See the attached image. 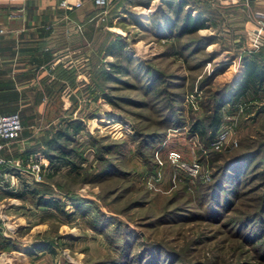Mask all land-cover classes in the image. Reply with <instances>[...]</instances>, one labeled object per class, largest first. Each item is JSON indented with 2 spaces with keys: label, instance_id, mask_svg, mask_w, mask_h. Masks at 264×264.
Wrapping results in <instances>:
<instances>
[{
  "label": "rangeland",
  "instance_id": "1",
  "mask_svg": "<svg viewBox=\"0 0 264 264\" xmlns=\"http://www.w3.org/2000/svg\"><path fill=\"white\" fill-rule=\"evenodd\" d=\"M161 9L168 12L165 0H114L105 14L96 7L85 18L95 26L90 70L81 76V87L32 88L35 100L43 95L51 100L42 114L38 111L49 121L39 143L64 120L81 121L82 131L67 145L81 155L82 159L74 160L82 170L76 176L61 167L48 177L43 175L42 160L37 182L45 185V194L59 200L60 209L38 207L30 194L0 197V238L9 241V246L0 241V264H110L118 256L123 230L132 243L127 249L130 254L145 249L143 264L153 255L161 264H264V255H260L263 245L256 247L254 240H244L245 229L235 225V219L253 212L255 196L264 191V154L258 149L264 142V92H253L249 82L234 101L243 104L242 111L235 110L234 104L233 108L227 104L221 107L222 119L233 131L220 149H207L188 130L192 117L207 113L214 91L222 89L226 95L230 87H238L241 68L248 59L242 56L263 55L264 41L254 43L253 36L243 29H236L234 38V29L224 26L219 11L204 14L217 20L207 24L205 36L196 32L178 38L159 37L158 28L146 21L153 16L159 19ZM190 9V5L183 7L178 23ZM129 13L147 26H137ZM195 36L211 37L213 44L199 48L190 43ZM116 38L124 42L121 51L130 60L105 54L106 43ZM183 44L189 47L180 55H171L173 46L177 49ZM111 61L126 65L127 71L115 74L121 81L105 82L103 90L112 95L109 103L99 92L101 88L95 98L91 91L99 81L94 77L96 69H109ZM137 61L157 74L151 87H146L150 75L137 67ZM259 63L264 64V58ZM223 65L221 72L208 78ZM153 87L158 91L153 92ZM177 95L179 101L171 100ZM177 106L182 118L167 126L166 113L170 108L175 112ZM29 112L21 110L18 139L25 130L40 126L29 125ZM153 133L162 135L159 142L145 145L142 136ZM99 146H109V150L102 152ZM196 149L202 153H254L248 158L239 192L231 195L224 208L200 205L194 199L196 177H187L180 164L197 162ZM229 154L223 153L216 163ZM30 157H13L4 164L18 171L13 167L17 160L24 176L13 190L35 181L25 165ZM92 176L99 180L91 181ZM38 241H49L52 251L32 250L31 245Z\"/></svg>",
  "mask_w": 264,
  "mask_h": 264
},
{
  "label": "crops",
  "instance_id": "2",
  "mask_svg": "<svg viewBox=\"0 0 264 264\" xmlns=\"http://www.w3.org/2000/svg\"><path fill=\"white\" fill-rule=\"evenodd\" d=\"M187 2L190 3L192 15L199 11L202 14L219 11L224 26L234 29V38L236 29H243L246 35L258 36L264 41V33L258 27V17L254 15L255 12L264 14V0ZM95 9L92 0L77 1L71 11L60 7L58 0H0V114L16 111L21 123V110L26 108L32 114L29 125H40L25 130L19 139L9 142L0 140L1 158L9 160L25 150L42 147L38 141L49 121L38 111L41 110L42 114L51 100L50 96L47 98L44 95L35 100L33 87H81V76L90 70L88 66L92 58L95 26L85 18ZM212 21L217 20L206 17L205 26L197 32L205 36L207 24ZM254 54L242 57L253 59L263 69L264 64L259 60L264 58V54H255L256 57ZM244 68H241L243 72ZM35 153L40 152H32L30 156ZM23 178L22 173L0 164V197H12L6 193Z\"/></svg>",
  "mask_w": 264,
  "mask_h": 264
},
{
  "label": "trees",
  "instance_id": "3",
  "mask_svg": "<svg viewBox=\"0 0 264 264\" xmlns=\"http://www.w3.org/2000/svg\"><path fill=\"white\" fill-rule=\"evenodd\" d=\"M165 5L168 8V12L160 11V18L156 19L157 17L153 16L148 18L146 23H152L153 27L158 28V36L164 38H173V37H180L185 34H194L197 32L199 28L205 26L206 17L200 11L195 13L194 15L191 14L189 10L184 12L180 23H178V16L183 7L189 6L190 3L187 0H165ZM173 14L174 16H172ZM130 20L133 21L137 26L141 28H145L147 25L141 23L139 18L129 13ZM161 19V20H160ZM145 23V24H146ZM164 23V24H163ZM156 35V34H155ZM211 37H200L195 36L191 44H198L199 48L210 43ZM124 42L119 39H111L109 40L105 47L104 52L105 54H111L115 58L122 57L126 60H130L129 56H124L122 48L124 47ZM187 44H183L182 46H178L177 49L171 48L169 52L171 55H180L182 50L185 48L187 49L189 46ZM191 50V48L189 49ZM195 50V48L193 49ZM245 58V57H243ZM137 67H142L145 71V74H149V83L146 87H151L157 81V74L151 71L149 67H144L141 65L140 61H137ZM258 63V62H256ZM225 65L216 67L208 78L211 76L221 72L224 69ZM244 72L241 75L240 81L237 83L238 87H230L226 92L225 95L223 90L219 89L212 93L211 98V105L207 109V113H201L198 117H192L190 122L188 123V130L191 135L198 136L199 141L202 145L208 146L209 142L214 138L216 135L217 129L219 128L222 119L221 114V107L224 104L233 108V104L235 99H237L242 91H244L248 85V83H252L253 92L257 93L258 91L264 92V85L262 82L264 80V68L262 69L260 64H255L253 59H247L244 64ZM127 71L126 65H121L115 61H111L109 63V69L98 68L94 73V77L98 78V83L96 82V89L93 88L91 94H94L92 98L97 96V88H101L102 96L109 102L112 103V95L104 91L105 89L104 84L105 82H113V81H121L119 77H116L117 73H124ZM144 74V75H145ZM245 74V76H244ZM208 78L203 80L202 82L207 84ZM157 88V87H156ZM151 88L153 92H156L157 89ZM158 91V90H157ZM176 94V93H174ZM176 98L171 97V100L179 101L181 96L177 95ZM176 106V105H174ZM174 108V107H172ZM176 111H170L166 113V125L177 124L179 122V118L181 117V107L174 108ZM179 110V111H178ZM257 113V111H255ZM184 122V121H182ZM83 125L79 119H66L63 121L62 126L55 127L51 131V135L44 137L41 140L42 147L37 146L36 148H31V150H25L18 154L19 157L22 159L28 158L32 152H40L45 163L42 165V169L44 171L43 175L45 176H52L53 174L57 173L61 167H66V173L70 174L73 173L74 175L81 174L82 167L79 163H76L74 159H82L81 155L76 151V149L69 147L67 145L68 142L74 141L76 134L82 131ZM140 136V135H139ZM161 134H149L142 136V140H145V145L150 142H159L161 138ZM90 142L93 143L94 140L90 139ZM102 152H107L109 150V146H99ZM258 149L261 150L264 154V142L258 144ZM196 153L198 154L197 163L199 165V171L196 173L194 178L196 177V184L193 186V190L196 192V196L194 197L195 201L197 199V204L200 205H207L208 207L212 206L219 208L222 206L223 208L229 205L231 202V195L235 196L239 191L238 187L241 184L242 177H244V171L246 168V164L248 158H252L254 153H250L249 151H242V152H235V153H228V151H224L223 153L229 154L226 157L221 159L220 163H216L222 157L223 153H219V151L208 150L205 153H202L200 149H196ZM17 156V157H18ZM101 158V155L100 157ZM105 165H108L107 160H105ZM263 164V163H262ZM263 167V165H262ZM264 168V167H263ZM103 168H101L102 170ZM210 169V170H209ZM187 177H191L187 172L181 170ZM209 171V172H207ZM208 176V178H206ZM98 176H92L90 178L91 181L99 180ZM41 186V190L39 191V187ZM46 187L42 185L40 182L34 181L30 185L28 183H21L20 190H9L6 194L17 197L23 198L27 194H30L35 197V204L38 207L42 208H51V209H60L59 200L45 194ZM257 199L256 206H254L253 212L248 214H244L242 217L235 219L236 220V227L239 226L242 229H245L246 233H240L242 238L248 240H254V246L263 245L260 255H264V226L262 221V216H264V191L260 194L255 196ZM187 216V215H186ZM183 217V216H182ZM185 217V216H184ZM170 220V219H169ZM234 220V221H235ZM128 232L123 230V239L121 242V246L118 248L119 253L115 260L109 262L110 264H143L144 259V252L145 249L141 247V249L136 250L133 254H130L127 249L132 246V243L129 242V238L126 236ZM2 244H8V239L4 236L0 238ZM32 250H46L52 251L51 243L49 241H38L31 245ZM150 261H145L144 264H161L158 263V259L156 255L151 257Z\"/></svg>",
  "mask_w": 264,
  "mask_h": 264
},
{
  "label": "built area",
  "instance_id": "4",
  "mask_svg": "<svg viewBox=\"0 0 264 264\" xmlns=\"http://www.w3.org/2000/svg\"><path fill=\"white\" fill-rule=\"evenodd\" d=\"M8 1L13 2L15 0ZM77 1L79 0H58V4L65 11H71ZM113 1L114 0H92L95 7L100 9V14H105L106 9L113 4ZM254 15L258 17V27L262 29V33H264V14L261 12H255ZM262 39L263 38H259L258 36H253V38H251V41L256 44H261ZM234 108L235 110L240 112L244 107L243 104L236 102L234 104ZM21 127L22 126L20 123L19 114L16 111L0 114V140H2L3 142H9L17 139L21 131ZM232 131L233 130L231 125H226L223 120L219 128L217 129L216 135L209 142L207 149H220L221 147H223L227 140L231 137ZM30 158V160L28 159V161H26L25 165L30 168L34 180L38 181L40 179L41 163L43 158L40 153H35ZM7 162L8 160H5L0 157V164H7ZM13 167L18 170V173H22L21 169H19L18 167L17 160L13 162ZM180 168L187 172L189 175L194 176L199 170V165L196 161H193L190 164L182 165L181 163Z\"/></svg>",
  "mask_w": 264,
  "mask_h": 264
}]
</instances>
